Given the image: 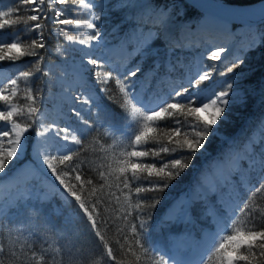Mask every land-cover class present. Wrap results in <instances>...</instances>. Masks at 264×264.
Instances as JSON below:
<instances>
[{
  "label": "trees",
  "instance_id": "obj_1",
  "mask_svg": "<svg viewBox=\"0 0 264 264\" xmlns=\"http://www.w3.org/2000/svg\"><path fill=\"white\" fill-rule=\"evenodd\" d=\"M123 1L101 0V4L104 5L103 10L112 13L115 9L122 6ZM180 1L184 8V20H188L191 23V27L195 26L199 22L198 20L202 19L203 15L185 1ZM218 1L244 5L260 0ZM16 6L15 0H0V11ZM56 8H65V6L53 5V9H48L47 5H45L44 10L50 18H54V9ZM81 13L77 15V18L82 19V10ZM30 14L32 13L28 10V7L21 8L20 15L26 17ZM65 15H74L70 7L65 8ZM115 16L113 15V18ZM113 18H111L112 21L107 27V33L112 32L118 35L117 38H121L127 44L133 37L140 39L143 36L150 45L156 48L157 54L146 60L144 68H153V61H155V64H159L157 66L158 71L156 72L157 80L163 81L162 78H166L168 74H171L169 78H172V81L176 80L177 76L181 74L184 64L196 62L202 68L210 69L213 67L211 60L204 56L206 52L203 51L202 45L192 49L189 53L187 47L177 49L174 46H168L166 41L161 37L160 27L156 21L152 23H145L141 20L128 22L122 16L116 19ZM42 23L45 25L41 31L44 33L46 47L37 50L44 56V60L40 63L42 71L36 73L30 81L35 90L39 92L37 105L40 110H42L45 104L48 106L47 103L54 100L49 98L50 94L64 88V85L59 84L56 78L67 74L64 59L69 56V53L66 51L67 44L63 35L59 34L58 31H53L58 26L53 23L52 19L42 21ZM233 26H236V24ZM20 28H23V25H14L11 28L2 30L3 39L6 41L11 39L10 34H14ZM257 29L263 39L262 44L264 46V23L257 25ZM75 32L77 34V31ZM35 35V32L27 33V37H34ZM21 39H26L24 33L21 34ZM58 48L60 49L59 51H57ZM263 48L261 47L258 51H256L257 49L252 52L249 50L245 51L240 58V60H243V63L233 73H229L230 77L234 76L232 83L235 84V87L244 92L246 103L234 105L230 103L226 112L228 119L225 121L223 128L219 127L218 131L224 138L216 135L210 136L205 144V151L196 153L191 165L184 170L180 177L171 181L168 189L163 193L147 194L150 196L159 195L161 197V202L154 209L150 210V219L148 220L144 237L147 240L148 246L152 249L151 252L146 254L135 244L131 236H129L124 250H121L120 245L116 243L117 239L121 243H124L123 236L128 233L129 229L124 226L122 217L126 211L131 209H129L128 201L125 200L120 189L116 187L117 181L115 177L120 175L118 169L124 167V165L116 163L115 158L119 157V153L126 148L130 150V140L122 135V133L127 132L131 136L133 130L139 129L140 124L143 123V118L139 114L133 117L130 108H122L120 106L123 103V94L119 93L118 89H116L114 80H110L108 87L113 90L110 94L99 91L102 87L101 85L96 84L94 86L95 93L93 94L102 111L93 108L89 112L87 106L82 105V114L89 119L92 127L88 128L76 117L71 121L73 127L82 136V144L71 147L80 148V153L77 157H74L73 162L83 161L80 169L83 177L93 179V185H86L81 196L86 205L89 199L93 202L98 197L102 199V203L98 205L100 215L96 218L100 225L99 230L104 236V241L95 236L90 222L83 215L82 210L79 209L77 202L63 189V186L59 185V181H56L54 177L56 189L67 196L65 197L67 198V204L59 201L55 195L49 198H36L33 201L30 199L22 200L19 202V206L15 204V207L10 209V214L0 220V246L3 247V252L0 253V264H118V262L119 264H154L153 257L156 260L161 256L166 259V253L160 249V246L166 240L168 233L174 231L172 226H174L175 222H171V219L168 217L165 218L172 204L178 200L180 195L192 189L194 184L197 185L201 176L210 172L211 165L217 159L222 162L224 159L235 158L237 156V168L233 169L232 174H225L227 179L224 180L223 185L229 186L230 192L235 191L239 195L234 213L230 216V221H232L233 216L237 217L232 227L250 228L252 226L250 222L252 217H255L257 227H264V217L261 216V212H264V191H253L264 180V126L263 132H259L255 130L253 125V123L260 124L263 121L260 113L262 110L264 111V108L261 106V103H258L259 99L261 98L260 100H262L264 95ZM37 59L38 57L25 56L15 62L0 61V64L6 70V74L0 78V83L16 78L20 71L28 70L29 68L34 70L32 61ZM168 61L172 62L171 67H169ZM237 62L227 63L221 71H226L229 66ZM103 70L105 72L111 71L113 76H116L117 73L123 74L124 67L118 68L110 65L104 66ZM45 72H47V75H44ZM163 82V89L167 94L163 102L171 101L173 98L170 96V92L173 87L171 85L166 87L167 81L164 80ZM174 87L176 88L177 86ZM22 95L23 91L18 93L17 98L19 99ZM110 96H114L115 98L112 99ZM54 101H62V99L58 95V100L55 99ZM25 102L22 99L20 100L21 104ZM47 106L45 107L47 108ZM61 107L64 110L62 113L66 114L67 105L63 104ZM105 112L115 122L116 130L114 132L112 122L105 121ZM44 122L46 120L39 117L37 123L26 134L27 157H25V161H29L28 155L32 151V142L39 129V125ZM62 123L61 121L60 124ZM129 124L132 125L131 128L128 127ZM121 125H126L125 131L118 130L117 127ZM248 136H253L256 139L255 143L249 142ZM233 138L236 139L231 142L230 139ZM131 139H134V136ZM246 141L247 144L244 143ZM149 146L145 145V147ZM228 151L232 152V155H228ZM120 159L123 158L120 157ZM109 164H111V168L108 167ZM7 166L6 169L9 170V175H12L14 163L10 162ZM54 166H56L55 162ZM64 167L59 166V168ZM102 170L106 174L110 171L112 172V175L108 177L107 183L99 177V172ZM74 175L73 173L70 177H65V179L70 183H76L77 187H79V182L75 181ZM125 175L131 176V173L127 172ZM141 175L146 176L147 173H141ZM1 180H3L2 177H0ZM101 185H104V187L101 188ZM93 186L98 191L94 196H89V192ZM221 188L222 186L218 187L223 192ZM123 191L126 193L128 190L124 189ZM112 193H115V195H112ZM135 201L136 197L133 193L132 204ZM54 202H56L57 206L62 207L60 214L52 207ZM245 204L249 205L247 210H244ZM192 205V209L190 210L191 215L193 214L196 220L200 222L198 225H201L204 212L201 211L198 203L192 202ZM68 213H71L73 217L68 219H65L66 217L63 218V215H67ZM249 213H251L250 216ZM176 226L179 225L177 224ZM121 227L124 229L123 232L117 231ZM17 230L23 232V236L18 240L13 239V234ZM57 237H59V240H57ZM105 242L109 247L113 248L114 254L117 257L116 261L110 260L107 257ZM129 244L132 246V251H127ZM13 249L16 251L15 256L12 255ZM33 252L36 253L35 257L32 255ZM137 257H139V260H137ZM204 264H219V262L216 256H212ZM238 264H245V262L241 261ZM251 264H264V257H260L259 255L253 257Z\"/></svg>",
  "mask_w": 264,
  "mask_h": 264
},
{
  "label": "snow or ice",
  "instance_id": "obj_2",
  "mask_svg": "<svg viewBox=\"0 0 264 264\" xmlns=\"http://www.w3.org/2000/svg\"><path fill=\"white\" fill-rule=\"evenodd\" d=\"M15 4L16 7L0 11V61L15 62L25 56L38 57V59L32 61L34 70L29 68L20 71L16 78L0 83V101L3 102V107H0V121L4 122L0 126V173H4L6 166L14 158L19 159L24 152V143L27 140L25 134L37 123L41 115V110L37 105L39 92L35 90L30 81L36 73L42 71L40 63L44 60V56L37 51L46 47L44 33L41 31L45 27L42 21L52 19L53 23L58 26L53 31L62 34L64 40L68 43L91 48L93 43L98 42L101 38V30L99 24L96 23L100 21L101 16L93 10L97 7L101 9L104 7L103 4L93 3V0H15ZM45 5L48 9H53V5L70 7L74 15L66 16L65 8H56L54 9V18H50L44 10ZM23 7H28L32 14L26 17L20 15ZM142 7L149 6L143 5ZM81 10H84L83 14L90 18L83 20L77 18V15L82 14ZM151 16L155 17L162 28H166L170 21L166 9L160 8L159 5L153 10ZM14 25H23V28L18 29L14 34H10L12 38L6 41L3 39L2 30L11 28ZM80 29L91 30V32L87 35L83 33L76 34L75 30ZM31 32H35L36 35L27 37V33ZM22 33L25 34L26 39H21ZM59 50L58 48L57 51ZM226 51L227 49L224 47L216 48L210 51L207 59L219 61ZM85 55L89 57L86 61L87 65L93 66L94 82L102 86L99 91L105 94L112 93L113 90L108 85L110 80H114L116 89L123 94V103L120 106L130 108L133 117L139 114L143 118V123L140 124L138 130L131 132V136L127 132L122 133L130 140V150L126 148L119 153V157L115 158L116 163L124 165V167L118 169L120 175L115 177L116 187L120 189L121 194L128 201L129 209H131L126 211L122 217L124 226L129 229L128 233L123 236L124 243H121L119 239L116 240V243L120 245L121 250H124L125 244L131 236L135 244L147 254L152 251L144 238L150 219V210L161 202L159 195L150 196L147 194L163 193L168 189L171 181L180 177L184 170L191 165L196 153L205 148L209 137L217 134L219 131L218 124L228 119L226 112L230 103L233 105L246 103V99L237 98L232 93L233 84L229 80L223 81L225 85L223 87H217L216 82L205 85L206 81L213 80V73L216 71L213 66L210 69L199 68L195 73H189L185 77L186 83H182L179 88H173L170 92V96L173 98L171 101L158 103L156 107H148L141 101L139 93L141 91L147 92V89L151 87V80L148 79L147 72L143 76L139 75L143 71L140 61L132 64L131 67H129V64H125L123 74L117 73L116 76H113L111 71L99 70L104 67V63L100 59L92 56L91 53H85ZM138 55L141 60L150 58L152 55L151 45L145 42ZM129 63L131 62L129 61ZM241 63H243V60L232 64L226 71H220L218 75L227 77ZM151 71H158L155 61H153ZM44 75H47V72ZM141 80H145L146 83L141 85ZM21 91H23V95L18 99V93ZM185 94L187 95L185 96ZM110 98L114 99L115 97L110 96ZM21 99L26 102L21 104ZM74 100L83 106H87L89 112L93 108L102 111L90 89H86ZM70 111L82 124L88 128L92 127L89 119L82 114V108H73ZM104 115L106 122H112L114 132L116 125L113 118L106 112ZM128 127L131 128L132 125L129 124ZM50 133L53 138H58L72 145L82 144V136L77 129L69 126L61 127L56 122L45 126L43 130L38 129L36 135L39 138L48 136ZM133 136L134 139H131ZM145 145L150 146L145 147ZM79 153L80 148H69L56 154L38 151L37 157H42V163L47 165L51 175L77 202L79 209L82 210L83 215L90 222L95 236L104 241V236L99 230L100 225L96 218L100 215L98 205L102 203V199L98 197L94 202L89 199L86 205L81 196L86 185H93V179L83 177L80 170L83 161L73 162L74 157H77ZM120 157L123 159H120ZM54 162L56 166H54ZM59 166L65 167L59 168ZM108 167L111 168V164ZM127 172H130L131 176L125 175ZM73 173L75 174V181L79 182V187L76 183H70L65 179ZM141 173H147V175L143 176ZM111 175V171L107 174L103 170L99 172L100 179L104 180L105 183ZM100 187L103 188L104 185ZM124 189L128 191L125 193ZM97 191L98 189L93 186L89 196H94ZM253 191H264V180ZM133 193L136 197L134 204L131 202ZM112 195H115V193H112ZM248 207L249 205L245 204L244 210H247ZM250 215L251 213H249ZM261 216L264 217V212H261ZM236 219L237 217L233 216L229 228L216 237L217 242L214 245V250L215 254H218L219 264H238L241 261L245 264H251L253 257L257 255L264 257V227H257L255 217H252L250 221L252 224L250 228L232 227ZM123 230V227L117 229L119 232H123ZM22 236L23 232L17 230L13 234V239L18 240ZM57 240H59V237H57ZM57 246L59 247V245ZM105 248L107 257L116 261L117 257L113 248L109 247L106 242ZM127 251H132L130 244ZM2 252L3 247L0 246V253ZM133 254L135 255V253ZM12 255H16L15 249H13ZM32 255L35 257L36 253L33 252ZM137 260H139V257H137ZM153 260L154 264H169V260L164 259L163 256L158 260L153 257ZM200 264H204L203 259Z\"/></svg>",
  "mask_w": 264,
  "mask_h": 264
},
{
  "label": "rangeland",
  "instance_id": "obj_3",
  "mask_svg": "<svg viewBox=\"0 0 264 264\" xmlns=\"http://www.w3.org/2000/svg\"><path fill=\"white\" fill-rule=\"evenodd\" d=\"M93 3L100 5L101 0H93ZM121 5L112 13L99 7L93 10L101 16L100 21L96 22L101 30V38L98 42H94L91 48L70 44L66 41V51L69 53V56L64 59L67 74L56 78L59 84L64 85V88L49 96L51 99L58 100L59 95L62 101L53 100L47 103L48 106L45 104L47 108L45 106L42 108L40 117L45 119L46 122L39 125V130H43L45 126L52 122H56L61 127L69 126L74 128L71 121L75 119V116L70 110L83 108L80 103L75 102L74 98L80 96L86 89H90L92 93H95L94 86L96 83L92 72L93 66L87 65L86 61L89 57L85 53H91L92 56L100 59L104 66L114 65L122 68L124 64H128L130 61L129 67H131L132 64L140 61L143 71L139 75L143 76L147 72L148 79L151 80V87L147 89V92L141 91L139 93L141 101L148 107H156L158 103H163L165 100L167 94L163 89L164 80L167 81L166 87L171 85L173 88H175L174 86L179 88L182 83H186L185 77L189 73H195L197 69L202 68L196 62L184 64L182 72L177 76L176 80L172 81V78H169L171 74H168L166 78H162L163 81L157 80L156 72L151 71L153 68H144L148 58L141 60L138 55L145 42H147L145 37L142 36L140 39L133 37L127 44L121 38L118 39V35L106 32L113 15H119L113 19L122 16L128 22L141 20L145 23H152L156 19L151 16V13L159 5L160 8L166 9L167 14L170 16V21L166 28L160 27L156 21L160 27L161 37L168 46H174L177 49L187 47L189 53L192 49L202 45L203 51L206 52L205 57L216 48L224 47L227 49L222 54L221 60H211L212 66L215 67L216 71L213 73V80L206 81L205 85H211L216 82L217 87H223L225 86L223 81L229 80L232 82L234 76L221 77L218 75L222 68L227 63L239 61L245 51L249 50L252 52L255 49L258 51L261 47H264L257 25L231 23L203 16L195 26L191 27V23L188 20H184V8L180 0H124ZM143 5H148L149 7H142ZM82 11L84 13V10ZM89 18L86 14H83L81 20ZM235 24L236 26H233ZM75 31H77V34L83 33L84 35L91 32V30L87 29ZM243 49L245 50L243 51ZM262 53L264 54V50ZM151 54V57L157 54L156 48L152 45ZM158 65L156 64V67ZM168 65L171 67L172 62L168 61ZM99 70L104 71L103 69ZM5 74V67L0 64V78ZM140 83L143 85L146 81L141 80ZM232 93L237 98H245L244 92L241 89H237L235 84H233ZM260 99L258 103H261L264 108V95L263 99ZM63 104L67 105L66 114L62 113L64 111L61 107ZM0 107H3L2 101H0ZM260 114L263 121L260 124L253 123V125L255 130L263 132L264 111L262 110ZM61 121L63 122L62 124H60ZM3 124L4 122L0 121V126ZM224 124L225 121H222L217 127L223 128ZM125 127L126 125H121L117 128L120 131H125ZM216 136L224 138L220 132H217ZM253 136H248V141L251 143L256 141ZM235 139H230V141L232 142ZM244 143L247 144V141ZM71 147H73L72 144L53 138L51 133L48 136L39 138L35 135L32 142V151L28 155L29 161H25L27 156L26 143H24V152L19 159L14 158L12 161L14 163L13 174L9 175V170L7 169L4 173H0V177L3 178L0 181V220L7 217L10 214V209H13L12 207H15V204L19 206V202L22 200L30 199L33 201L36 198H49L55 195L59 201L67 204V198H65L67 196L56 189L54 176L51 175L47 165L42 163V157H37V152L56 154ZM201 151L204 152L205 150ZM228 155H232V152H229ZM234 159L236 160L234 161ZM232 161L235 162L236 166L229 168L228 166L231 165ZM237 164L238 156L233 159H224L222 162L217 159L211 165L210 172L203 174L197 185L194 184L192 189L180 195L178 200L172 204L165 218L168 217L171 222H175L174 226H172L174 231L168 233L166 240L160 246V249L165 251V257L166 260H169V264H200L202 259L205 262L212 256H216L219 262L218 254H215L214 250V245L217 242L216 237L218 234L223 233L225 229H228L230 216L234 213L239 197L235 191H229V186H223L224 180L227 179L225 174H232L233 169L237 168ZM219 186H222L223 192L218 189ZM192 202L198 203L201 211L204 212L202 217L205 222L202 220L201 225H198L200 222L196 220L193 214L191 215ZM52 207L57 210L58 214L61 213L62 207L57 206L56 202L53 203ZM64 217L68 219L73 216L68 213L63 215ZM177 224L179 226H176Z\"/></svg>",
  "mask_w": 264,
  "mask_h": 264
},
{
  "label": "water",
  "instance_id": "obj_4",
  "mask_svg": "<svg viewBox=\"0 0 264 264\" xmlns=\"http://www.w3.org/2000/svg\"><path fill=\"white\" fill-rule=\"evenodd\" d=\"M204 17L231 23L259 25L264 23V0L251 4H230L218 0H183Z\"/></svg>",
  "mask_w": 264,
  "mask_h": 264
},
{
  "label": "bare ground",
  "instance_id": "obj_5",
  "mask_svg": "<svg viewBox=\"0 0 264 264\" xmlns=\"http://www.w3.org/2000/svg\"><path fill=\"white\" fill-rule=\"evenodd\" d=\"M188 4V3H187ZM191 6V5H190ZM196 9V8H195ZM234 165L236 166L235 162H232L230 166H228L229 168H232L231 166L234 167Z\"/></svg>",
  "mask_w": 264,
  "mask_h": 264
}]
</instances>
